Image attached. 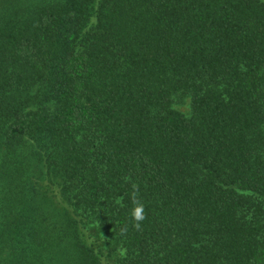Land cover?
Returning a JSON list of instances; mask_svg holds the SVG:
<instances>
[{"label": "trees", "instance_id": "obj_1", "mask_svg": "<svg viewBox=\"0 0 264 264\" xmlns=\"http://www.w3.org/2000/svg\"><path fill=\"white\" fill-rule=\"evenodd\" d=\"M0 264H264V0H0Z\"/></svg>", "mask_w": 264, "mask_h": 264}, {"label": "clouds", "instance_id": "obj_2", "mask_svg": "<svg viewBox=\"0 0 264 264\" xmlns=\"http://www.w3.org/2000/svg\"><path fill=\"white\" fill-rule=\"evenodd\" d=\"M132 202H133L134 208L131 212V215L135 221L134 226L137 229H139L140 228L139 222L145 219L144 204L138 199L136 192L133 193Z\"/></svg>", "mask_w": 264, "mask_h": 264}, {"label": "rangeland", "instance_id": "obj_3", "mask_svg": "<svg viewBox=\"0 0 264 264\" xmlns=\"http://www.w3.org/2000/svg\"><path fill=\"white\" fill-rule=\"evenodd\" d=\"M183 106H184V105H182V106L180 105L181 108H183Z\"/></svg>", "mask_w": 264, "mask_h": 264}]
</instances>
